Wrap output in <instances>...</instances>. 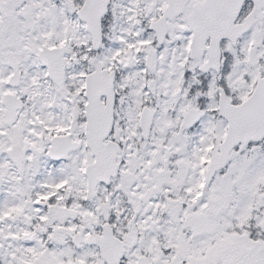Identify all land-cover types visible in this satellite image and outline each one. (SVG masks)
<instances>
[{
    "label": "snow or ice",
    "instance_id": "obj_1",
    "mask_svg": "<svg viewBox=\"0 0 264 264\" xmlns=\"http://www.w3.org/2000/svg\"><path fill=\"white\" fill-rule=\"evenodd\" d=\"M0 264H264V0H0Z\"/></svg>",
    "mask_w": 264,
    "mask_h": 264
}]
</instances>
